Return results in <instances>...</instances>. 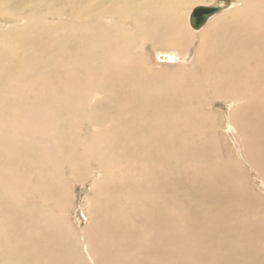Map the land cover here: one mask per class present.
<instances>
[{
	"label": "bare ground",
	"instance_id": "obj_1",
	"mask_svg": "<svg viewBox=\"0 0 264 264\" xmlns=\"http://www.w3.org/2000/svg\"><path fill=\"white\" fill-rule=\"evenodd\" d=\"M198 1L0 0V95L14 92L19 107L31 110L27 118L14 117L16 143L0 155V211L11 210L19 223L0 230V264H88L66 219L55 216L63 208L62 185L80 166L97 169L106 188V206L90 236L95 264H223L216 252L224 251L231 264H264V197L232 171L225 145L208 138L219 152L211 150L207 165L173 154L177 144L189 148L187 141L196 139L193 127L209 131L207 101H236V117L228 115L241 142L236 149L263 177L264 189V0L197 5L221 10L194 29L190 15L197 6L190 7ZM187 8L192 40L183 33ZM228 11L220 25L218 17ZM68 15L71 31L55 33L62 25L51 18ZM186 39L189 46L181 49ZM198 41V68L187 86L157 90V82L150 99L125 92L128 82L140 85L156 73L142 59L147 43L170 45L155 59L170 65L187 62ZM71 96L79 98L71 104ZM104 97L114 116L99 109ZM62 105L70 136L57 129L62 118L54 108ZM53 134L57 140L47 142ZM171 167L180 172L171 175ZM174 175L182 193L193 189L206 198V206L193 202L200 207L193 217L168 201ZM3 223L9 224L0 213Z\"/></svg>",
	"mask_w": 264,
	"mask_h": 264
},
{
	"label": "rangeland",
	"instance_id": "obj_2",
	"mask_svg": "<svg viewBox=\"0 0 264 264\" xmlns=\"http://www.w3.org/2000/svg\"><path fill=\"white\" fill-rule=\"evenodd\" d=\"M236 3V4H235ZM195 4V5H194ZM200 4H207V5H213V4H228V5H234L240 6L241 1L240 0H199L196 3H193L190 7V10ZM239 4V5H238ZM234 7L232 9H234ZM189 8L184 12L183 18H182V25H183V33L187 35L188 39L192 40V32H194V29L190 26L188 17L186 19V14L188 12ZM190 13V12H189ZM225 15V16H224ZM220 15V18L218 17L217 21H219L220 25L224 24V20H226L227 15H229V11L225 12ZM188 16V15H187ZM71 18L70 16L66 17H57V18H51L52 22H57L59 26L57 31L55 33H58V31H71L69 25H66L70 22ZM72 23H74V20L72 19ZM7 25H11L10 21L6 22ZM215 27H218L217 25ZM15 28H9L8 32L13 31ZM204 27L201 30H197L198 34L202 33L204 31ZM188 31H192L189 33ZM56 35V34H55ZM208 37V33H207ZM207 39V38H206ZM189 46V42L186 39V42H184L181 49H187ZM171 46L168 45L166 47L160 46L159 43H147L146 48V57L142 59H149L150 65L153 64L156 67H152V70H155L156 73H153L148 77V81H141L142 83L140 85L134 84L133 81L128 82L125 86L128 87V89L125 91L130 96L140 97L145 94L144 97L147 99L151 98V92L153 90V86L158 82L159 85H157V90H162V86L166 88L173 87L172 89L180 88L187 86L190 81L193 80V77L190 75L193 72L195 73L198 66L195 64L196 58H197V50L199 47V41L194 42L190 47L189 50L191 51V56L187 58V62L184 63H176V64H170V65H159V60L156 57V54L159 51H166L165 49H169ZM180 48V47H179ZM179 50V49H177ZM196 52V53H194ZM156 57V58H155ZM192 57V59H191ZM195 58V60H194ZM156 59V60H155ZM191 59V60H190ZM160 67H166L163 71ZM161 69V70H160ZM136 81V80H134ZM149 82V87L148 86ZM162 85V86H161ZM60 96L64 94V87H61L60 89ZM85 91V90H84ZM84 91L82 92V96L84 95ZM107 93V91H105ZM88 96V95H87ZM143 97V96H142ZM75 98H79V96H74L69 98V102L72 104V101H75ZM104 102L102 105L99 106V109H103L106 111V116H114V109L115 106L109 102V100L104 97ZM19 98L16 97L15 93H10L9 96L4 97L0 95V155H2L3 150L7 149L8 146H14L16 141L15 138L12 137L13 135V128L12 123L14 121V117L16 115H20L21 119L27 118L31 115V110L28 112L27 107L28 104H22V106L19 107L20 102L18 101ZM69 102L66 101L65 104L69 105ZM238 103L236 101H228L227 99H221L218 98L216 100H209L207 101V106L204 108V114L209 117L210 122L209 124V131L205 132L204 129L195 126L193 127L194 133L197 136H195L196 139L194 140H188L186 145L189 148H186V146H180V150H175L173 154L179 153V157L183 155V159L189 161L192 163V165L196 164H211V150H215L216 153H218V149L216 150L215 147L208 146V143L211 142V140H208V138H212L215 140H219L225 145V150H228L227 157L224 156L225 161L233 166V172L237 171L239 172V175H242L244 178V183H246L249 188L256 191L258 194L262 195L264 197V189L262 188L261 180H263V177L260 176V174L255 170L252 169L249 164H247L245 161H247V158L244 159L242 155L238 152L236 149V143L237 141L240 145V138L238 137V133L234 131L233 126L231 123H229V116L231 115V119L233 121V117H236V114L234 112V109L237 108ZM63 107L60 108H54V112L61 115L62 121L58 124L57 129L61 131V135H68L70 136L71 133V127L66 128L63 126V118L65 117L64 112L66 111L65 105H62ZM229 115V116H228ZM88 116V114H87ZM109 119H106V121ZM83 124L80 125L82 127ZM47 129L48 127L45 126ZM66 128V129H64ZM42 132V131H39ZM59 135L53 134L51 137L45 139L47 142L52 143L57 140ZM177 138H182L181 135H178ZM44 144V143H43ZM240 148V147H239ZM188 153V155H187ZM158 158V156H156ZM153 160L157 161L155 157ZM233 160L235 162H240V168L238 166V169L230 163V161ZM199 166V165H198ZM172 168V167H171ZM179 167H173L170 171L171 175L179 173ZM30 174L29 176H31ZM67 175V173H66ZM138 175V174H137ZM174 177H171L172 183L174 184L172 187L174 189L171 190L172 197H168V201L170 199V205L173 206V208H179L180 207H187L188 212L187 215L189 217H193L195 214H198V208H194L193 202L198 201L200 205L203 203L205 206L206 198H204L202 195L197 194L193 189H186L187 192L193 193H182L183 187L180 186L177 180H175ZM103 175L98 172L97 169L92 168L91 170H87L86 167L78 169V172L74 173L72 175V179L69 181L68 184L65 183L62 185V191L60 192L61 197L59 198V201L62 205V210H60L57 215H55L58 218H64L68 222L70 226V232L73 237V243L77 246L78 251L82 254V256L86 259L88 264H95L92 260L91 256H93V246L90 241V236H95V229L94 226L96 225L97 220V211L103 210L106 206V200H105V194H106V188L103 187ZM136 177V174L133 176V178ZM207 177L209 178L210 175L207 173ZM101 180V182H99ZM210 180V179H209ZM98 181L99 187L97 190H95V184ZM68 185V186H67ZM25 189V185H22ZM67 186V187H66ZM176 186V188H175ZM66 193V197L64 194ZM254 194V193H253ZM204 198V200H201ZM126 199L121 200V202L125 205H128L130 202L126 201ZM202 201V203H201ZM253 205L259 204V202H254V200L250 201ZM254 203V204H253ZM168 204V203H166ZM101 205V206H99ZM214 207V206H211ZM0 213L5 215V219L9 222V224L3 223L0 227V230L2 233L5 231L4 229H10L19 226L18 221L16 220V217L13 216V212L11 210H2ZM176 212L173 211L171 215L175 214ZM62 221L63 219H59ZM192 220V219H191ZM61 223V222H60ZM62 224V223H61ZM10 226V227H9ZM67 233V232H66ZM4 239L3 237H0V239ZM98 238V237H96ZM13 240V239H12ZM13 242H15L13 240ZM6 247V246H5ZM224 251V250H222ZM221 254V257H223V264H231V259L229 257H226L225 251L224 252H216ZM3 254V249L0 251V256ZM243 259L245 256H242ZM244 263V261H242ZM111 263V262H110ZM109 263V264H110ZM241 263V261H240ZM235 264V263H234Z\"/></svg>",
	"mask_w": 264,
	"mask_h": 264
},
{
	"label": "water",
	"instance_id": "obj_3",
	"mask_svg": "<svg viewBox=\"0 0 264 264\" xmlns=\"http://www.w3.org/2000/svg\"><path fill=\"white\" fill-rule=\"evenodd\" d=\"M221 10L220 6H197L190 15V24L194 29H200L208 18Z\"/></svg>",
	"mask_w": 264,
	"mask_h": 264
}]
</instances>
